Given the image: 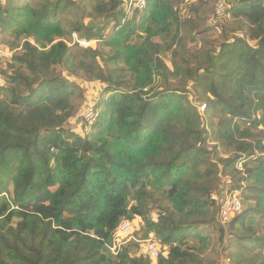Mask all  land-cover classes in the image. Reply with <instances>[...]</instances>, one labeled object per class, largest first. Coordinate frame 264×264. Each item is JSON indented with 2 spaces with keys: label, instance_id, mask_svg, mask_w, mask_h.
Instances as JSON below:
<instances>
[{
  "label": "trees",
  "instance_id": "1",
  "mask_svg": "<svg viewBox=\"0 0 264 264\" xmlns=\"http://www.w3.org/2000/svg\"><path fill=\"white\" fill-rule=\"evenodd\" d=\"M89 1L0 0V40L21 48L0 71V264H218L209 228L225 264H264V0H235L220 43L208 0ZM72 34L102 50L68 47ZM75 61L101 92L88 134L69 125L86 93L59 70ZM223 184L242 203L226 223ZM135 218L153 262L144 245L109 254Z\"/></svg>",
  "mask_w": 264,
  "mask_h": 264
},
{
  "label": "rangeland",
  "instance_id": "2",
  "mask_svg": "<svg viewBox=\"0 0 264 264\" xmlns=\"http://www.w3.org/2000/svg\"><path fill=\"white\" fill-rule=\"evenodd\" d=\"M83 5H84V11L88 12L90 11V5L92 4L89 0H81ZM212 3L213 7H215V4L219 1H224L228 4V7L235 1V0H208ZM197 4V2L195 3ZM126 8L128 9V6H126ZM128 11V17H130V12ZM187 13L188 11L185 10ZM184 10L181 11V15L184 14ZM184 14L182 16H186L187 15ZM227 19V18H226ZM73 20V16L71 14L69 15H65L63 18V26L68 28L70 21ZM222 23V20H217L214 17V12H212V14L209 15V21H208V25L211 26L212 30L209 31L207 33L208 35V39L209 40H214L217 41V43L222 42V37H221V28H220V24ZM83 40H80L79 37L76 34H72L71 38L67 37L66 38V43L68 44V47H71L76 41L78 42ZM85 42V40H84ZM86 46H80L81 48H87V47H91V48H97L99 50H102V46L101 43H97L96 41H86ZM154 43H161V41L157 38L154 39ZM192 48H195L197 46V44H191ZM18 47V48H17ZM74 50V54L78 55L79 49L78 48H72ZM104 50L102 51L103 54L109 52L108 48H103ZM0 50L3 52V57L0 60V71H5L6 70V62H10L12 59V56L15 53L20 52L21 48H20V42H15L14 39L8 37V36H4L2 40H0ZM78 50V51H75ZM160 56L165 60V62L170 65L169 61H170V56L169 53L166 51H163L162 53L160 52ZM78 60H81L80 57H78ZM78 65L77 61L74 62L73 65L69 66L71 67L70 69H67L66 67H62L60 66V73L61 75L66 78L67 80L73 82L74 84H78L81 88V90H83L86 94H85V98L83 100H80L79 98L74 96L75 99V105L78 107L77 109V113L76 115L73 117V119H71L69 125L70 127L73 129V131H77L81 134H88L90 133V128H87L85 125L82 124L81 122V115L84 111L85 108H87L90 105H96L98 102V96L100 95V88L91 82H87L85 79H83V71L82 70H77L75 68V66ZM4 86V78L3 76H0V87ZM160 91V89L158 90ZM98 95V96H97ZM192 97L189 96V100H191ZM203 106V103H200L198 105L199 110L200 108ZM202 112V111H201ZM69 127V128H70ZM70 128V129H71ZM71 129V130H72ZM218 153H219V158H221L222 160H227L228 157H230L232 155V152H230L229 148L222 146L218 148ZM222 187H219V193L221 196H218L217 198L219 199V202H223L227 197H228V190H227V186H225L224 184L221 185ZM234 192V191H233ZM237 192V191H236ZM238 193V192H237ZM242 206V203H241ZM152 217L155 218L154 213L152 214ZM234 217V216H232ZM132 223V233L125 238H122L121 240H119L121 243H123V246H126L128 243H130L134 249L133 254H140L139 250H137L138 248H135L134 245L138 244V245H144L142 247V252H145V247L147 245L146 241L149 239H144V231H143V222L141 221L140 218H135L133 219ZM151 235V234H150ZM150 235L148 237H150ZM204 235L207 236L210 239V243L208 245V250L205 253L204 257L206 258V260L209 261H214L217 262L218 264H225L224 260L222 259V248H223V243H225V241L223 242V240L221 241L219 239V234H217L214 230L212 229H204ZM193 244H200L198 241H192ZM110 254V253H109ZM224 257V256H223ZM155 260H152V262ZM224 262V263H223Z\"/></svg>",
  "mask_w": 264,
  "mask_h": 264
},
{
  "label": "built area",
  "instance_id": "3",
  "mask_svg": "<svg viewBox=\"0 0 264 264\" xmlns=\"http://www.w3.org/2000/svg\"><path fill=\"white\" fill-rule=\"evenodd\" d=\"M197 0H184L185 4H195ZM128 9H136L139 11H142L146 6V0H128ZM214 17L217 20H223V19H229V12H228V4L224 1H219L215 4L214 7ZM78 45L86 46V41L83 42L76 41ZM3 57V52L0 50V60ZM204 110V106L200 108V111ZM98 119V113L95 110L94 105H90L87 108L84 109L82 115H81V122L83 125H85L87 128L92 127ZM54 149H51V152H53ZM241 201L238 197V194L236 191L229 193L228 197L221 203L220 207V216L219 219L222 223L228 222L232 216H235L236 214L241 212ZM132 233V223L131 221H122L118 228L116 229L112 243L108 246L109 253L112 256H116L123 246V243H121L119 240L122 238L128 237ZM149 238V239H148ZM145 247V252L148 254L151 260H156L159 256V248L156 239L153 237V235H150L148 237Z\"/></svg>",
  "mask_w": 264,
  "mask_h": 264
},
{
  "label": "clouds",
  "instance_id": "4",
  "mask_svg": "<svg viewBox=\"0 0 264 264\" xmlns=\"http://www.w3.org/2000/svg\"><path fill=\"white\" fill-rule=\"evenodd\" d=\"M76 43V42H75Z\"/></svg>",
  "mask_w": 264,
  "mask_h": 264
}]
</instances>
